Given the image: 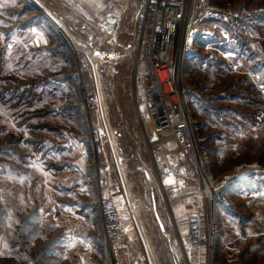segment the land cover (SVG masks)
I'll list each match as a JSON object with an SVG mask.
<instances>
[{
	"label": "rangeland",
	"instance_id": "rangeland-1",
	"mask_svg": "<svg viewBox=\"0 0 264 264\" xmlns=\"http://www.w3.org/2000/svg\"><path fill=\"white\" fill-rule=\"evenodd\" d=\"M73 1H20L29 11L26 28L21 27L22 7L0 0V264H78L73 256L65 263L47 260L42 252L53 231L37 238V225L29 228L39 209L62 198L57 184L73 180L74 174L68 173L56 180L67 165L53 161L77 157L79 166L90 165L88 176H94L98 222L103 196L118 197L123 186L131 196L136 224L124 223L122 264H264V0H214L217 6L246 9L252 21L220 46L198 44L199 54L186 63L190 119L197 128L203 171L199 179L183 181L173 172L178 159L168 156L148 117L134 111L131 56L120 45L80 28L91 11ZM13 8L19 12L10 13ZM55 13L62 14L61 21ZM132 19L126 20L129 30ZM50 23L59 32H38ZM92 35L94 49L102 55L97 59L113 57L100 74L116 160L110 143L89 160L55 151L58 141L87 137L97 129L96 114L69 82L72 72L83 71L84 85L91 86L84 54L90 51L84 43ZM120 43L132 46V39L122 35ZM229 173L245 179L237 187H225ZM81 196L78 201L88 200L86 194ZM196 200L207 211L202 224L205 244L198 249L190 246L187 233ZM93 258L95 264L105 263L100 246Z\"/></svg>",
	"mask_w": 264,
	"mask_h": 264
},
{
	"label": "built area",
	"instance_id": "built-area-1",
	"mask_svg": "<svg viewBox=\"0 0 264 264\" xmlns=\"http://www.w3.org/2000/svg\"><path fill=\"white\" fill-rule=\"evenodd\" d=\"M99 3L100 14L95 18L86 16V23L96 35L120 45L131 56L130 96L135 113L148 117L152 133L163 142L168 156L178 159L179 164L173 171L176 178L180 181L199 179L203 163L194 135L197 128L190 119L187 88L190 73L186 63L199 54L198 44L206 48L220 46L236 31L247 29L252 21L251 13L242 8L214 5V0H99ZM131 16L132 29L129 30L125 24ZM122 35L132 39V46L120 43ZM84 54L89 64L91 86L84 85L83 71L72 72L69 82L98 121L95 132L79 138L80 153L95 158L110 143L116 160L112 145L114 133L100 74V67L107 62H100L90 52L84 51ZM239 179L237 174L229 173L224 186L237 187ZM122 195L124 219L113 197L103 196L99 206L101 219L97 235L104 264H122L124 223L136 224L135 207L124 186ZM59 213L60 205L55 203L42 210L40 217L54 219ZM206 215L205 207L196 200L195 209L187 219L191 247L198 249L205 244L202 224Z\"/></svg>",
	"mask_w": 264,
	"mask_h": 264
},
{
	"label": "crops",
	"instance_id": "crops-1",
	"mask_svg": "<svg viewBox=\"0 0 264 264\" xmlns=\"http://www.w3.org/2000/svg\"><path fill=\"white\" fill-rule=\"evenodd\" d=\"M22 0H13V3L16 4L17 8L22 7V10L20 15L22 17L21 20H23L21 27L26 26L27 23L30 22V18L28 17L29 11L27 8H23V4H21ZM73 4L81 5L83 4L86 6L90 12V15L81 14L82 16L85 15V17L89 18H95L98 17V15L101 12V6L99 3V0H74L72 2ZM27 6V4H25ZM2 5L0 3V9H2ZM10 13H18V11L14 10V8L11 10ZM58 18L61 13H55ZM25 19L23 16H25ZM28 15V16H27ZM62 15V14H61ZM60 15V16H61ZM62 19V16H61ZM59 18V20L61 21ZM84 19V17L82 18ZM85 20V19H84ZM87 20V18H86ZM27 24V25H26ZM49 26L47 30L46 29H39L38 32H59L57 30L58 26H55L57 28H54L53 25L48 24ZM88 28V32H93V29L88 24H82V27L80 28ZM12 29V28H11ZM30 29V28H29ZM60 29V28H59ZM37 31V30H36ZM10 32V30H8ZM16 32H18V28H16ZM35 32V31H34ZM101 66L100 68H102ZM70 137V136H67ZM79 138L81 137H70L69 140H61L58 141L56 144L57 147H55V151L60 152H73L77 153L82 159L87 158L89 160L90 157H87L85 155H82L80 153V147L78 145ZM85 157V158H83ZM37 160H32V162H36ZM87 161V160H86ZM54 165H61L59 167H62V165H67L66 171H61L57 174L56 180L60 181V179H63V177H68L66 175L67 173L69 176H72L73 174V180L70 182H66L64 185L61 183H58L57 186H59V190L57 189L58 196L62 197L57 201L60 205V213L58 216L54 219H47L43 220L40 216L37 217V221L35 222L32 216V222L29 223V228H33L37 225L35 229H37V238L40 236L43 231L44 233L46 231L52 230L53 234L51 236V240L47 242L46 247L44 248L42 254L45 256L47 260H60L62 263L65 262H71L72 256L75 257V259L78 261V264H95L93 262V257L97 255V252L99 250V238L96 232V228L98 230L99 222L97 221V214H98V200L96 199V196L94 194V187H95V180L94 176L90 177L88 175H91V167L90 165L82 164V166H79L78 157L76 160H61L60 162L53 161ZM52 162V163H53ZM89 163V161H88ZM86 166V167H85ZM70 170H67V169ZM85 178L89 179L88 182H82L85 180ZM84 179V180H83ZM102 189L100 192L103 194V189L106 188L104 185V182L100 183ZM86 185V187H85ZM99 187V185L97 184ZM85 187V189H84ZM86 194L87 201L81 202L78 201L79 197H82L81 195ZM121 196V199H120ZM118 197H113L117 206L119 207V210L121 211V214L124 219V199L121 192V195ZM39 201V200H38ZM38 206V205H37ZM43 209V208H42ZM42 209H39V214L41 213ZM47 222V224H45ZM45 225H47L45 227ZM48 229V230H46ZM88 230H90V236L88 237ZM127 233L125 228V234ZM35 234L32 232V236ZM125 237V236H124ZM36 238V239H37ZM125 239V238H124ZM123 239V243L125 244ZM32 240V239H31Z\"/></svg>",
	"mask_w": 264,
	"mask_h": 264
},
{
	"label": "water",
	"instance_id": "water-1",
	"mask_svg": "<svg viewBox=\"0 0 264 264\" xmlns=\"http://www.w3.org/2000/svg\"><path fill=\"white\" fill-rule=\"evenodd\" d=\"M59 18L61 19V16H60V15H59ZM67 27L70 28L69 26H67ZM70 30H71V29H70ZM72 32H74V31H72ZM78 37H80V36H78ZM80 38H81V37H80ZM84 45H85V47L90 51V53L92 54V56H102V55H100V54L98 53V49H97V48L94 49V46H93V35L90 36L89 41H88V42H85ZM103 56H104V55H103ZM118 98H119V97L117 96V106H118V110H119L120 114H122V116H123V114H124V113H123V109H122V107H121V104H120V101H119ZM131 138H132V140H133V142H134V144H135V146H136V149H137L138 154L141 155V151H140L139 144H138V142L136 141V139H135L133 133H131ZM143 166H144V168L146 169V165L144 164ZM163 231L165 232L164 227H163Z\"/></svg>",
	"mask_w": 264,
	"mask_h": 264
},
{
	"label": "bare ground",
	"instance_id": "bare-ground-1",
	"mask_svg": "<svg viewBox=\"0 0 264 264\" xmlns=\"http://www.w3.org/2000/svg\"><path fill=\"white\" fill-rule=\"evenodd\" d=\"M111 56H112V55H110V54H109V55H106V58H104L102 61H103V62H107V63H108V62H111V61L113 60V57H111ZM97 57L99 58L100 56H95V58H97ZM159 147H160V146H158V148H159ZM160 148H161V147H160ZM161 149H162V148H161ZM154 151H155V150H154ZM156 151H157V150H156ZM160 152H161V151H160ZM158 153H159V152H158ZM157 155H158V154H157ZM157 155H156V156H157ZM157 157H158V156H157ZM160 165H161V164H160ZM162 169H163V167H162ZM122 179H123V177H122ZM241 179H245V177H243V178H241ZM241 179H240V180H241Z\"/></svg>",
	"mask_w": 264,
	"mask_h": 264
}]
</instances>
